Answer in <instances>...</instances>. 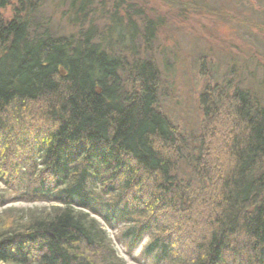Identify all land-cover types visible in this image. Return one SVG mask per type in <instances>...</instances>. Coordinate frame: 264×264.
<instances>
[{"label": "trees", "instance_id": "1", "mask_svg": "<svg viewBox=\"0 0 264 264\" xmlns=\"http://www.w3.org/2000/svg\"><path fill=\"white\" fill-rule=\"evenodd\" d=\"M61 1L77 29L52 28L41 0L0 14V182L12 193L0 191V206L50 204L0 211V264H127L115 243L137 264H264L261 99L204 88L186 156L158 105L160 70L135 49L136 23L118 17L132 27L125 58L85 19L95 0ZM141 20L150 45L158 23Z\"/></svg>", "mask_w": 264, "mask_h": 264}, {"label": "rangeland", "instance_id": "2", "mask_svg": "<svg viewBox=\"0 0 264 264\" xmlns=\"http://www.w3.org/2000/svg\"><path fill=\"white\" fill-rule=\"evenodd\" d=\"M17 5L18 0H9L0 8V14L12 18ZM93 7L97 11L89 10L85 19L97 27L100 36L110 33L118 40V47L112 48L122 57L130 58L132 27L121 25L118 17L123 22L129 17L136 23L139 33L135 49L141 58L153 57L160 70L158 105L186 137V156H192L193 142L199 134L198 96L204 88L216 84L228 90L239 87L256 93L264 103V0H95ZM136 10L140 12L135 13ZM38 12L58 32L77 29L67 23L68 6L61 0H41ZM145 17L158 23L150 45L142 37L141 18ZM122 28L126 35L123 41ZM189 165L183 160L179 173L189 176ZM0 191L12 194L1 182ZM48 205L11 201L0 206V211L8 207L26 210ZM108 231L116 242V231ZM147 241L145 236L134 255L139 254ZM115 245L127 264H137L125 255L121 245Z\"/></svg>", "mask_w": 264, "mask_h": 264}]
</instances>
